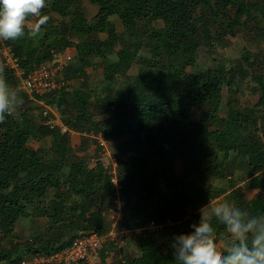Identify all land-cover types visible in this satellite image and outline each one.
Wrapping results in <instances>:
<instances>
[{
  "label": "trees",
  "instance_id": "obj_1",
  "mask_svg": "<svg viewBox=\"0 0 264 264\" xmlns=\"http://www.w3.org/2000/svg\"><path fill=\"white\" fill-rule=\"evenodd\" d=\"M84 1L46 0L42 14L50 19L38 50L25 47L27 35L0 42V47L11 48L26 72L71 46L79 59L62 73L66 86L75 88L65 86L42 97L20 88L0 54L8 82L20 89L24 100L0 123V264H22L27 256L63 250L84 233L87 214L93 232L108 234L112 221L106 214L116 208L118 198L123 205L120 229L144 228L153 221L173 224L178 235L191 233V225L200 221L199 210L222 195L250 215L264 214V61L255 65L257 59L244 54L235 67L190 69L198 67L202 45L225 46L228 34L248 30L264 41V0H88L98 6L92 21ZM112 16L128 27V39L118 34ZM101 33H107L106 40L98 37ZM76 36L78 42L72 39ZM119 43V59L103 65L98 87L85 90L74 84L88 78L85 68L92 58ZM143 47L150 57L140 54ZM135 62L138 72L130 74ZM247 78L256 84V104L223 105L224 90L236 93ZM41 100L56 105L66 126L82 134L79 150H74L69 131L35 121L32 111ZM195 109L199 120L193 119ZM84 134L121 139L116 157L119 194L102 159L89 163L85 152L79 153L86 151L89 140ZM33 138L51 140L33 148ZM239 156L248 177L255 176L250 184L259 193L253 199L240 190L228 193L235 185L229 175L239 168ZM209 174L229 187L215 188ZM32 208L47 219V232L20 242L16 224ZM213 224L218 236L224 233L223 225ZM136 244L140 256L126 264H175L172 242L160 243L156 231L142 234ZM114 245L108 240L102 256Z\"/></svg>",
  "mask_w": 264,
  "mask_h": 264
},
{
  "label": "rangeland",
  "instance_id": "obj_2",
  "mask_svg": "<svg viewBox=\"0 0 264 264\" xmlns=\"http://www.w3.org/2000/svg\"><path fill=\"white\" fill-rule=\"evenodd\" d=\"M83 6L87 19L89 21H92L98 13V6L88 0H85L83 2ZM111 20L115 25L118 34L123 36L125 39H128L130 36V30L127 26L123 25L120 18L118 16H112ZM154 24L157 25L156 23H151L150 25L153 26ZM45 31V27H42L41 33L38 37H36L35 39L28 38L25 41V47L30 50H38ZM107 36V33H101L98 35L101 40H106ZM72 39L76 42L80 40L77 38V36L72 37ZM213 44L215 45L214 42ZM121 47L122 45L120 43L115 44L114 46L105 49L99 57H95L90 60V64L89 66H87V69L94 73V79H102L104 75L103 65L105 63H113L118 61V52L121 50ZM9 48L10 47L2 43V47H0V50L2 49L1 51L3 52L4 50H8ZM140 54L144 57L151 56L150 50L146 47L142 48ZM244 54L250 55L251 60L257 59L255 61V65L264 61V41L256 37L255 34L251 33L248 30L240 31L236 36H232L230 34L226 35L225 46L215 45V47H212L205 44L202 45L199 50L198 67L190 69L195 72L206 67L216 68L223 65H226L228 67H235L242 63ZM62 60L67 61V64L69 63L78 65L79 59L76 47L71 46L64 51H56L50 63H54L57 61L60 62ZM47 64H49V62ZM139 65L140 64L138 62H135L133 68L130 71V74H136V72H138ZM86 81L88 83L89 80ZM92 84L93 88L98 87L96 86V82H92L91 85ZM255 87L256 84L253 83L250 78H247L244 82L241 83L240 88L236 93L230 92L225 89L223 105H225L228 101H231L235 107H253L258 101V95L253 92V88ZM66 88H69L68 91H71L73 88H75V86L69 85V87L66 86ZM32 116L39 124L50 121L55 125L56 128L60 127L63 131H69L71 134V142L75 147L74 150L77 151L80 149V145L83 144L81 133L70 130L66 126L65 120L56 105H49L44 100L38 101L34 110L32 111ZM103 118V116L100 117V119ZM199 118V110L195 109L193 111V119L199 120ZM84 135L89 139L85 144L86 151H79V153L83 155L85 152V157L88 159L89 163L101 158L104 164L109 167L111 172H113L114 170L116 172L117 161L115 159L120 155L119 143L121 139L112 138L109 141H106L101 135ZM50 140V138H33L29 141V146L33 148H38L39 146H48L50 144ZM237 161L239 164V168L235 172H233L232 175H229L231 178L230 180H232L235 185L229 190L228 193L234 190H240V192L243 193L247 199H253L259 193V190L253 188V186L250 184V181L255 176L248 177L247 170L244 166V161L241 156L238 157ZM208 179V182L217 189L229 187L227 181L216 178L213 175L209 174ZM225 197L226 195H222L216 199H220L223 201L226 200ZM116 202V208L106 214V217L112 221L110 231L112 230L113 226H115V229L118 230L114 232L118 244L114 245L111 248H108L105 257H103L101 254L103 264H126L127 260L140 256L136 240L142 234L156 231L157 238L160 243L173 242L175 237L178 235V232L175 230V228H173V224L171 223L169 224V226L152 228L146 233L135 234L133 232L127 235L121 234L123 230L120 231L121 229L119 227V222L121 221L123 215V205L121 204L120 200H116ZM80 211L85 213V206L80 205ZM47 228V219L40 215L39 209L32 208L26 211L17 222L15 234L17 236V240L20 242H32L35 237L45 234V232H47ZM81 231L84 233H91L94 231V223L89 214H87L86 216V222L81 226ZM34 258L35 257L27 256L22 264H39V261L34 260Z\"/></svg>",
  "mask_w": 264,
  "mask_h": 264
},
{
  "label": "clouds",
  "instance_id": "obj_3",
  "mask_svg": "<svg viewBox=\"0 0 264 264\" xmlns=\"http://www.w3.org/2000/svg\"><path fill=\"white\" fill-rule=\"evenodd\" d=\"M46 6V0H0V42L38 37L50 19L42 14ZM5 67L0 63V123L24 103ZM213 221L224 226V233L218 236ZM191 227L194 231L172 242L175 264H264V214L250 215L227 200L210 199Z\"/></svg>",
  "mask_w": 264,
  "mask_h": 264
},
{
  "label": "built area",
  "instance_id": "obj_4",
  "mask_svg": "<svg viewBox=\"0 0 264 264\" xmlns=\"http://www.w3.org/2000/svg\"><path fill=\"white\" fill-rule=\"evenodd\" d=\"M1 50L0 53L2 52ZM1 54L4 63L14 70L16 76L20 80V88L30 95L43 97L62 89L67 84L62 76L63 70L68 65L67 61L62 60L60 62L57 61L49 64H41L31 71L26 72V70L20 66L19 61L14 56L11 48L4 50ZM45 124L50 127L55 126L50 121H46ZM112 173V181L119 194L120 184L116 177L115 170ZM117 200L119 201V198ZM157 227L160 228L161 226L156 225L155 222L152 221L144 228L121 229L120 231L123 230L121 233L123 235L131 234L133 232L138 234L146 233L148 230ZM116 230L115 226H113L111 230L112 232L109 231L106 235H99L96 232L83 233L75 237L70 245L63 250L51 255L37 256L34 260H38L39 264H74L78 262H84L86 264H103L101 251L105 248L106 242L110 240L115 242V244H118L114 235Z\"/></svg>",
  "mask_w": 264,
  "mask_h": 264
},
{
  "label": "crops",
  "instance_id": "obj_5",
  "mask_svg": "<svg viewBox=\"0 0 264 264\" xmlns=\"http://www.w3.org/2000/svg\"><path fill=\"white\" fill-rule=\"evenodd\" d=\"M69 64V63H68ZM70 65V64H69ZM77 65V64H76ZM85 72L87 74V79H85L84 77L80 78V81L74 83L76 86H81L82 89L85 90H90L91 88H93V84L91 85L92 82H97L100 81L101 79H94L95 75L94 73H92L90 70L87 69V67L85 68ZM103 79V77H102ZM86 80H89L88 83ZM82 135V134H81Z\"/></svg>",
  "mask_w": 264,
  "mask_h": 264
}]
</instances>
